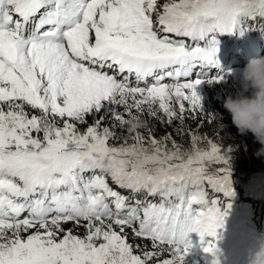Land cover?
<instances>
[{
	"label": "snow or ice",
	"instance_id": "obj_1",
	"mask_svg": "<svg viewBox=\"0 0 264 264\" xmlns=\"http://www.w3.org/2000/svg\"><path fill=\"white\" fill-rule=\"evenodd\" d=\"M253 30L264 0H0V264H183L190 233L219 264L233 149L151 122L214 120L216 36Z\"/></svg>",
	"mask_w": 264,
	"mask_h": 264
},
{
	"label": "trees",
	"instance_id": "obj_2",
	"mask_svg": "<svg viewBox=\"0 0 264 264\" xmlns=\"http://www.w3.org/2000/svg\"><path fill=\"white\" fill-rule=\"evenodd\" d=\"M219 36H216L218 39ZM233 85H239V77L232 78ZM221 93L220 114L215 115L214 120L209 115L200 113L199 117L192 114L193 118L186 121L185 134L177 135L174 129L176 122L166 126L157 121H152L155 135L157 137L171 133L173 138L184 145L189 146L188 126L191 129H198L200 134L206 135L209 139L221 145L226 151L232 148L230 179L232 181L233 195L222 199L219 207L226 212L223 218L222 227L217 228L215 244L218 250L219 264H244L249 252L256 248L257 235L264 232V158L256 157L253 153L260 147L253 141L251 134L240 136L235 127L231 124L230 115L221 107L222 101L227 94V84L211 83ZM212 101L205 103L202 108L205 112L213 113ZM207 110V111H206ZM216 113V112H214ZM223 125V127H221ZM144 132L143 129H141ZM147 135L146 132H144ZM203 146V145H202ZM230 205V207L228 206ZM261 215V230H258V216ZM192 247L190 250L201 252L211 264L213 257L201 250L200 240L197 234L190 233ZM164 253V256H167Z\"/></svg>",
	"mask_w": 264,
	"mask_h": 264
},
{
	"label": "clouds",
	"instance_id": "obj_3",
	"mask_svg": "<svg viewBox=\"0 0 264 264\" xmlns=\"http://www.w3.org/2000/svg\"><path fill=\"white\" fill-rule=\"evenodd\" d=\"M239 87L226 95L221 107L230 115L238 135L251 134L260 147L254 156L264 158V56L250 57L239 69ZM222 120V115L216 112ZM219 253H215L218 258ZM247 264H264V232L257 235L256 248L250 251Z\"/></svg>",
	"mask_w": 264,
	"mask_h": 264
},
{
	"label": "rangeland",
	"instance_id": "obj_4",
	"mask_svg": "<svg viewBox=\"0 0 264 264\" xmlns=\"http://www.w3.org/2000/svg\"><path fill=\"white\" fill-rule=\"evenodd\" d=\"M217 47L219 48L220 47V44H218L217 45ZM233 78V77H232ZM232 78H231V80H232ZM237 79V78H236ZM231 80L228 82V83H230L231 82ZM204 84H206V85H209L210 83H208V82H205ZM210 90H212L213 92H215V90H214V88L212 87V88H210ZM231 92V91H230ZM166 257L165 256H161L160 257V259H165Z\"/></svg>",
	"mask_w": 264,
	"mask_h": 264
},
{
	"label": "bare ground",
	"instance_id": "obj_5",
	"mask_svg": "<svg viewBox=\"0 0 264 264\" xmlns=\"http://www.w3.org/2000/svg\"><path fill=\"white\" fill-rule=\"evenodd\" d=\"M245 264V263H244Z\"/></svg>",
	"mask_w": 264,
	"mask_h": 264
}]
</instances>
